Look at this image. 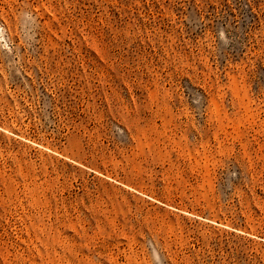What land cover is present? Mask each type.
Listing matches in <instances>:
<instances>
[{"label":"rangeland","instance_id":"1","mask_svg":"<svg viewBox=\"0 0 264 264\" xmlns=\"http://www.w3.org/2000/svg\"><path fill=\"white\" fill-rule=\"evenodd\" d=\"M0 264H264V0H0Z\"/></svg>","mask_w":264,"mask_h":264}]
</instances>
